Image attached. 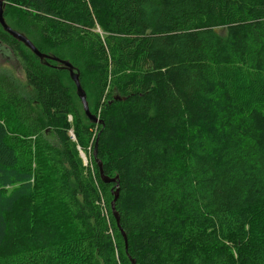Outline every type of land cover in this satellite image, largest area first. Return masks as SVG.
<instances>
[{"label":"trees","instance_id":"16d2710c","mask_svg":"<svg viewBox=\"0 0 264 264\" xmlns=\"http://www.w3.org/2000/svg\"><path fill=\"white\" fill-rule=\"evenodd\" d=\"M3 15L65 49L100 122L1 29L31 93L0 71L15 162L0 161V264H264V122L220 113L234 71L264 99V0H5Z\"/></svg>","mask_w":264,"mask_h":264},{"label":"rangeland","instance_id":"374dc122","mask_svg":"<svg viewBox=\"0 0 264 264\" xmlns=\"http://www.w3.org/2000/svg\"><path fill=\"white\" fill-rule=\"evenodd\" d=\"M7 19V23L10 24L8 22L9 19ZM217 32L220 35H224L223 29H217ZM38 39L39 38H32V40L36 44L41 46L44 53H51L61 59H66L71 62V60L66 55L65 49L63 47H52L47 42ZM1 41L2 43H0V71L9 73L13 77V79L20 84L23 89L25 88L26 91L29 92L25 79V65L19 55V53L22 52L23 47H21L20 50L14 49L11 48V43L8 40H4L1 38ZM75 67H77L80 71L81 86L86 93V100L89 105V110L92 112L95 106V101L93 98V82L91 83L90 77L84 74V72L81 70V67ZM61 80L65 85L70 88V93L72 94V98L74 99L76 106L78 107L79 111L83 113L78 98L75 94L74 86L69 80L67 73H62ZM261 87L262 81L258 78L249 76L247 73L242 71L232 72L231 76L227 77L225 83L224 94L221 100L222 108L220 107L221 115L223 117L230 118L233 115H237V112H248L250 109H259L261 112L262 120L264 122V99L260 91ZM29 93H31V91ZM262 124L264 125V123ZM6 125V118L4 117L3 112L0 111V161L4 163L13 164L15 162L11 152L8 150V148L4 147L2 143V139L4 138V134L6 131ZM46 136L48 139L51 140V142L56 143L55 137H53L50 132H47ZM70 136L72 139H74V136L71 131ZM77 149L79 151V157L81 158L83 165H86L87 159L85 154L80 150V148L77 147Z\"/></svg>","mask_w":264,"mask_h":264},{"label":"water","instance_id":"95a60500","mask_svg":"<svg viewBox=\"0 0 264 264\" xmlns=\"http://www.w3.org/2000/svg\"><path fill=\"white\" fill-rule=\"evenodd\" d=\"M4 7H5V0H0V27L1 29L7 33L11 38L15 39L17 42L21 43L25 48H27L34 56H36L39 60V62L43 65L53 66L56 68L64 69L68 72V76L70 80L73 82L75 86V93L81 103L82 110L84 112V115L88 118V120L91 123H99V119L96 115L92 114L89 110V105L86 100V93L84 89L81 86L80 78H79V72L78 70L66 59H61L57 57L54 54L51 53H43L32 43V41L22 32L15 30L12 28L5 20L4 18ZM49 61H52L55 63V65L50 64ZM117 98V97H116ZM96 145L93 151V158L95 160V163L98 166L99 171V177L103 182H110L115 181V178H109L108 176L104 175L102 170V164L101 161L96 156ZM116 189L112 192L113 199L111 201V211L115 218L116 225L118 226L123 238L126 241V235L125 232L122 230L119 224V216L118 213L114 209V202L117 199L118 196V185L116 183ZM132 263L136 264L135 261L132 259Z\"/></svg>","mask_w":264,"mask_h":264}]
</instances>
